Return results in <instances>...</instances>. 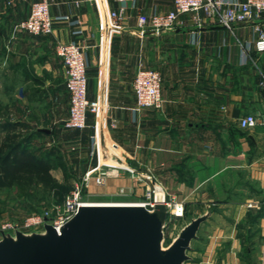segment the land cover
<instances>
[{
    "label": "crops",
    "instance_id": "0c3cea01",
    "mask_svg": "<svg viewBox=\"0 0 264 264\" xmlns=\"http://www.w3.org/2000/svg\"><path fill=\"white\" fill-rule=\"evenodd\" d=\"M32 1L0 2V125L40 130L30 145L51 148L52 158L66 152L81 174L100 162L149 171L183 203L212 205L198 228L209 239L200 263L256 264L248 256L257 255L263 264L264 124L238 123L245 113L264 116V50H254L252 26H198L187 18L152 33L138 27V13L173 0H48L52 30L33 34L16 27ZM120 6L124 18L113 26L107 10ZM70 40L84 51L87 97L105 101L100 113L87 112L83 128L63 125L69 93L55 44ZM141 63L161 73L159 108L134 109L132 80ZM5 132L1 127L0 140ZM104 184L127 186L130 178L122 171Z\"/></svg>",
    "mask_w": 264,
    "mask_h": 264
},
{
    "label": "built area",
    "instance_id": "2783aa9c",
    "mask_svg": "<svg viewBox=\"0 0 264 264\" xmlns=\"http://www.w3.org/2000/svg\"><path fill=\"white\" fill-rule=\"evenodd\" d=\"M1 1L11 2V0ZM116 1L122 3L137 0ZM106 15L109 24L118 25L124 18L123 7L109 9ZM187 18L198 26L206 20H216L222 26L227 27L235 24L250 25L256 34L253 41L254 50L257 52L264 50V0H173L172 7L165 9L155 7L150 13L139 12L137 24L141 30L148 29L152 33H159L162 30L183 25L188 20ZM52 20L49 1L35 0L31 2L27 15L17 22L16 27L33 34H47L52 30ZM78 31L80 30H74V32ZM55 52L64 64L65 87L69 93L68 114L63 120V125L68 128H83L86 126L87 112L97 114L99 110L104 109L103 95L92 99L87 97L85 55L82 46L77 41L57 42ZM241 54L244 61L247 53L244 50ZM161 82L162 77L158 68L139 64L132 80L134 109L159 108L162 103ZM238 123L242 127L253 126L257 123L264 124V116H257L252 112L245 113L238 118ZM111 146L114 149L116 143L112 142ZM112 166L104 162L96 168L84 171L59 204L27 216L23 224L28 230L42 229L44 222L50 223L55 228L60 227L73 216L79 206L86 203L87 200L83 194L89 184H103L108 176L117 174L119 168L126 169L135 180L142 181L144 186L139 197L115 201L140 204L147 208L163 203L167 215L172 217L183 215V202L176 199L161 183L157 182L149 171H138L124 164L116 166V172L112 173L110 171ZM119 193L126 194L123 186L119 187ZM15 228L20 227L12 222H6L0 227V229L9 231Z\"/></svg>",
    "mask_w": 264,
    "mask_h": 264
},
{
    "label": "water",
    "instance_id": "95a60500",
    "mask_svg": "<svg viewBox=\"0 0 264 264\" xmlns=\"http://www.w3.org/2000/svg\"><path fill=\"white\" fill-rule=\"evenodd\" d=\"M208 214L189 217L164 246L163 203L83 204L58 228L0 229V264H183Z\"/></svg>",
    "mask_w": 264,
    "mask_h": 264
},
{
    "label": "rangeland",
    "instance_id": "374dc122",
    "mask_svg": "<svg viewBox=\"0 0 264 264\" xmlns=\"http://www.w3.org/2000/svg\"><path fill=\"white\" fill-rule=\"evenodd\" d=\"M140 65L152 66V64L149 63H141ZM84 148H86V146H81V149ZM68 150L75 151V149H71L70 146L68 147ZM59 153V156H57V154L56 157L53 158V165L51 168L53 169L51 172L53 176H55L62 184L59 193L56 194L52 190H45L40 184L24 187L17 185L0 187V227L6 222H12L21 229L28 230L27 226L23 224V221L27 216L34 213L36 214L42 209L53 207L54 205L59 204L64 198L65 194L72 189L74 182L80 179L82 174L77 172V170H75L72 166L74 161L68 159L69 157L66 152L65 155L61 151ZM116 153L118 155L117 151ZM92 156H94V158L100 162L98 148H96V152H94ZM103 163L104 162H100V165ZM122 171H125L126 175L128 174L130 178V184L123 186L126 190V194L119 193V187L121 186H116L109 190L106 189L104 184L106 181L103 184L98 185L90 183L83 194L85 200L92 202L113 203L120 202L115 201L119 199H135L139 197L144 185L142 184V181L135 180L126 169L119 168L117 174L108 176L106 180L108 181L110 178L118 176V173ZM154 179L161 183L158 179H156V177H154ZM161 184L163 185V183ZM163 186L165 187V185ZM183 205L184 211L182 216L172 217L166 215V224L164 226V237L162 242L164 246L167 245V243L175 236L179 228L188 221L189 217L206 211V209L210 212L212 208L211 204L206 206L202 202H199L198 204L193 202H185ZM197 235L198 236L191 242L192 248L188 251V253L192 256V259L187 261L186 264H203L200 263V261L205 259L204 251L207 249L209 239L205 237L202 231H197ZM249 257L250 259L255 260L253 263L256 264L258 263L259 259H261V257L257 255L253 257L248 256V258Z\"/></svg>",
    "mask_w": 264,
    "mask_h": 264
},
{
    "label": "trees",
    "instance_id": "16d2710c",
    "mask_svg": "<svg viewBox=\"0 0 264 264\" xmlns=\"http://www.w3.org/2000/svg\"><path fill=\"white\" fill-rule=\"evenodd\" d=\"M18 126V121L0 125V129L6 128L0 140V187L40 184L43 189L58 194L62 184L50 171L53 165L51 148L43 144L31 146L30 138L40 130L25 133ZM259 214L258 211L254 218Z\"/></svg>",
    "mask_w": 264,
    "mask_h": 264
},
{
    "label": "bare ground",
    "instance_id": "6f19581e",
    "mask_svg": "<svg viewBox=\"0 0 264 264\" xmlns=\"http://www.w3.org/2000/svg\"><path fill=\"white\" fill-rule=\"evenodd\" d=\"M100 111L101 110H99V113H100ZM124 164L123 163H119V164H114L111 168V172L112 173H115L116 172V166H123ZM85 204H134V203H126V202H122V203H120V202H113V203H111V202H108V203H104V202H92V201H86V203Z\"/></svg>",
    "mask_w": 264,
    "mask_h": 264
}]
</instances>
